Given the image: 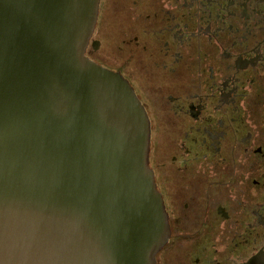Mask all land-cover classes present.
<instances>
[{
	"label": "water",
	"instance_id": "obj_1",
	"mask_svg": "<svg viewBox=\"0 0 264 264\" xmlns=\"http://www.w3.org/2000/svg\"><path fill=\"white\" fill-rule=\"evenodd\" d=\"M99 0H0V264H156L150 123L86 55Z\"/></svg>",
	"mask_w": 264,
	"mask_h": 264
},
{
	"label": "flooded vegetation",
	"instance_id": "obj_2",
	"mask_svg": "<svg viewBox=\"0 0 264 264\" xmlns=\"http://www.w3.org/2000/svg\"><path fill=\"white\" fill-rule=\"evenodd\" d=\"M85 55L148 116L156 264H264V0H99Z\"/></svg>",
	"mask_w": 264,
	"mask_h": 264
}]
</instances>
